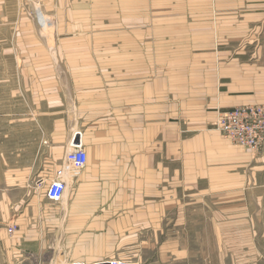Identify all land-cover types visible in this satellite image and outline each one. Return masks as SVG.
<instances>
[{"label": "crops", "instance_id": "1", "mask_svg": "<svg viewBox=\"0 0 264 264\" xmlns=\"http://www.w3.org/2000/svg\"><path fill=\"white\" fill-rule=\"evenodd\" d=\"M44 1L63 57L37 56L43 43L20 7L3 27L22 50L10 59L34 118L3 192L0 264H197L213 231L217 256L220 201L233 217L235 169L251 154L211 126L264 104V0ZM245 41L257 48L233 50ZM77 130L88 163L72 175ZM61 170L66 191L52 200Z\"/></svg>", "mask_w": 264, "mask_h": 264}, {"label": "rangeland", "instance_id": "2", "mask_svg": "<svg viewBox=\"0 0 264 264\" xmlns=\"http://www.w3.org/2000/svg\"><path fill=\"white\" fill-rule=\"evenodd\" d=\"M19 7L31 17V24L36 28L35 35L43 43L41 54L37 50V56H44L45 51L53 57L64 56L59 40L56 39L57 34L52 31V19L48 18L45 12L51 10L49 1L0 0V219L3 192L17 179L14 176L18 174L19 151L24 147V143L33 137L29 122L33 120L34 114L29 111V103L25 96H21L23 92L19 91L18 86L17 75L21 66L10 59L12 56H20L22 50L17 47L11 49L12 45L8 40L9 28H3L17 23L14 16ZM250 39L258 40L259 36L254 34ZM248 41L242 45L237 43L233 50L241 51L246 48L249 51L257 48V41H253L251 49L248 48ZM27 52L28 56L36 54L33 48H28ZM213 125L211 128L216 130ZM249 153L251 162L235 169L238 176L235 181L233 217L230 214L232 209H225L220 201L218 255L216 256L213 231V240L204 235L203 245L200 246L197 242V255L199 251L202 252L201 258L196 257L197 264L199 260L201 264H264V161H258L259 158L264 159V149L256 154ZM203 224L205 233V222ZM192 260L193 258L180 259L178 264H191Z\"/></svg>", "mask_w": 264, "mask_h": 264}, {"label": "built area", "instance_id": "3", "mask_svg": "<svg viewBox=\"0 0 264 264\" xmlns=\"http://www.w3.org/2000/svg\"><path fill=\"white\" fill-rule=\"evenodd\" d=\"M222 135L223 139L236 148L245 149L253 154L264 149V104H246L236 106L218 114V119L213 125ZM67 166L72 175H79L88 163V155L83 145L82 132L77 130L70 141L66 155ZM64 170L58 174L47 189V196L52 200L61 199L66 191V183L62 180ZM17 225L11 223L8 233L13 234ZM72 264H89L76 261ZM103 264H139L133 260H107Z\"/></svg>", "mask_w": 264, "mask_h": 264}]
</instances>
